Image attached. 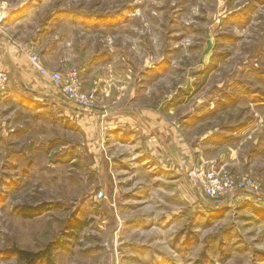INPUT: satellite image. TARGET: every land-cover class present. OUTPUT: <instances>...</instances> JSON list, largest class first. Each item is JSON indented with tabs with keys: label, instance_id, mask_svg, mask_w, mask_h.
I'll return each mask as SVG.
<instances>
[{
	"label": "rangeland",
	"instance_id": "374dc122",
	"mask_svg": "<svg viewBox=\"0 0 264 264\" xmlns=\"http://www.w3.org/2000/svg\"><path fill=\"white\" fill-rule=\"evenodd\" d=\"M45 3L40 18L66 19L50 31L77 53L68 69L100 64L81 76L96 108L0 68V264H28L12 249L48 252L34 264H264V0ZM36 22L19 29L23 45L36 46ZM99 79L125 99L142 86L127 103L162 107L176 148L166 139L153 155L113 132ZM203 162L257 191L205 197L191 173Z\"/></svg>",
	"mask_w": 264,
	"mask_h": 264
},
{
	"label": "crops",
	"instance_id": "0c3cea01",
	"mask_svg": "<svg viewBox=\"0 0 264 264\" xmlns=\"http://www.w3.org/2000/svg\"><path fill=\"white\" fill-rule=\"evenodd\" d=\"M47 4L45 0H0V68L5 69L10 74L17 73L22 79L21 86L25 87L26 85L25 89L32 93L36 91L42 92L44 88L42 87V90H40L41 86H46L47 84L36 75L35 71L30 67L26 56L20 50L23 42L21 41L22 39L16 37L19 29H27L36 24L38 18L40 19L38 25L41 27V31L39 32L35 49L38 48L40 61L47 70L65 72L75 63L73 60L76 61L77 59V55H75L77 53L74 52L73 54L67 48L68 45L65 47L63 41L55 36L56 33L50 31L53 24L58 26V22H60V25H62L66 19L60 18L61 16H58L57 19L53 18L51 9L47 7H45L47 10L43 18L38 16V13ZM92 63L80 68L82 77L91 71L92 74L96 73L93 70L100 64ZM101 77L99 76V78ZM95 84L97 85L99 110H107V123L112 126L113 132L118 133L120 130H127L130 134L138 136L144 147L153 146V155L159 149H163L166 139H169V144H173V147L176 148L175 123L171 124L164 119L161 115L163 112L162 107L159 106L157 111L154 112V109L151 108L152 110H150L148 105L133 106L127 103L143 94L142 86H140V91L137 89L134 90V93H131L132 96L128 97L130 99H125L127 87L104 86L101 79ZM83 86H85L84 81ZM99 110L98 114L101 113ZM169 110L168 112L170 113L172 110Z\"/></svg>",
	"mask_w": 264,
	"mask_h": 264
},
{
	"label": "built area",
	"instance_id": "2783aa9c",
	"mask_svg": "<svg viewBox=\"0 0 264 264\" xmlns=\"http://www.w3.org/2000/svg\"><path fill=\"white\" fill-rule=\"evenodd\" d=\"M20 50L26 56L36 75L54 89L59 99L81 111L91 112L96 108V91L84 90L80 69L72 68L65 72L50 71L42 65L34 44L22 45ZM7 85L8 74L0 70V95L5 92ZM191 173L197 180L203 195L209 199L222 198L225 195L233 194L234 191L247 193L257 191V184L254 181L245 178L234 181L231 176L227 175V172L216 169L215 165L210 162H203L194 167Z\"/></svg>",
	"mask_w": 264,
	"mask_h": 264
},
{
	"label": "trees",
	"instance_id": "16d2710c",
	"mask_svg": "<svg viewBox=\"0 0 264 264\" xmlns=\"http://www.w3.org/2000/svg\"><path fill=\"white\" fill-rule=\"evenodd\" d=\"M41 207L38 208H26L25 212L31 213V214H38L40 213L43 209ZM34 212V213H33ZM24 215H27L24 214ZM45 251H48L45 250ZM11 254L17 256L19 259L25 261L28 264H34L37 260L39 259H47L48 258V252H41V253H37V254H32V253H27V252H23V251H19L17 249H12L11 250Z\"/></svg>",
	"mask_w": 264,
	"mask_h": 264
},
{
	"label": "water",
	"instance_id": "95a60500",
	"mask_svg": "<svg viewBox=\"0 0 264 264\" xmlns=\"http://www.w3.org/2000/svg\"><path fill=\"white\" fill-rule=\"evenodd\" d=\"M210 40H209V36H208V34H206V49H205V51H204V53L206 54V53H208V51H209V49H210Z\"/></svg>",
	"mask_w": 264,
	"mask_h": 264
},
{
	"label": "bare ground",
	"instance_id": "6f19581e",
	"mask_svg": "<svg viewBox=\"0 0 264 264\" xmlns=\"http://www.w3.org/2000/svg\"><path fill=\"white\" fill-rule=\"evenodd\" d=\"M104 25V24H103Z\"/></svg>",
	"mask_w": 264,
	"mask_h": 264
}]
</instances>
